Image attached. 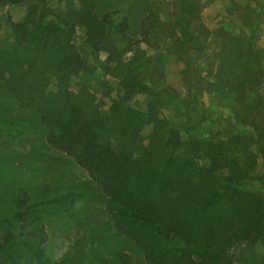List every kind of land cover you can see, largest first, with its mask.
Masks as SVG:
<instances>
[{
    "label": "trees",
    "instance_id": "trees-1",
    "mask_svg": "<svg viewBox=\"0 0 264 264\" xmlns=\"http://www.w3.org/2000/svg\"><path fill=\"white\" fill-rule=\"evenodd\" d=\"M21 3L29 6L27 13L10 23L11 47L23 52L13 58L12 48L0 42V72L13 75L4 79L18 100L38 101L48 143L73 157L101 187L116 226L129 235L147 236L143 240L148 242V264H264V251L256 250L257 244L264 249V198L243 188L245 181L260 176L252 175L235 155L259 140L239 131L202 137L160 117L154 101L145 111L132 107L136 93L149 91L132 73L137 58L125 64L123 91L102 112L90 91H76L71 85L70 74L90 68L73 35L77 27L84 28L85 41L97 55L106 48L101 40L110 26L120 37L127 36L126 17L115 20L109 13H95V0H79L78 7L64 11H55L47 0H0ZM179 5L182 16L175 26L182 29L180 41L200 51V40L188 29L197 16L196 2L179 0ZM184 16L189 21H182ZM155 23L151 13L142 23L144 31L150 34ZM244 56L225 52L219 57L228 90L238 89L241 99L257 71ZM249 111L253 113L252 106ZM250 112L243 122L263 129ZM146 126L150 129L145 134ZM52 189L42 187L44 193ZM80 195L69 190L32 200L25 189H16L14 211L0 216V251L7 264H17L18 248L44 260L47 232L42 211L55 207L71 214Z\"/></svg>",
    "mask_w": 264,
    "mask_h": 264
},
{
    "label": "rangeland",
    "instance_id": "rangeland-1",
    "mask_svg": "<svg viewBox=\"0 0 264 264\" xmlns=\"http://www.w3.org/2000/svg\"><path fill=\"white\" fill-rule=\"evenodd\" d=\"M95 1V13H109L115 20L126 17L127 36L120 37L110 26L101 40L106 48L94 55L85 41L84 28L77 27L73 41L90 68L70 74L73 89L86 88L105 112L123 91L125 64L137 58L139 63L132 73L149 91L136 93L131 106L145 111L154 101L160 117L202 137H225L231 131L256 137L259 143L251 141L235 155L247 163L252 175L260 176L245 181L243 188L264 198V128L255 129L243 122L249 119L252 106L250 113L256 115L255 122L264 125V0H192L198 12L188 29L200 40V51L180 41L182 29L175 26L182 16L179 0ZM78 2L47 0L46 4L55 11H64L78 7ZM28 8L26 3L0 4V42L12 48V57L23 50L11 47L14 28L10 21L21 20ZM151 13L156 23L147 34L142 23ZM186 20L188 16L182 18ZM225 52L243 53L242 59L247 58L253 70L257 69L242 99L238 89L228 90L221 73L219 57ZM4 73L0 72V216L14 211L18 188L25 189L32 200L69 190L81 193L71 205V214L55 207L44 208L45 258L39 261L18 248L17 264H148V242L143 240L147 236L129 235L116 226L101 187L73 157L48 143L38 101L18 100L4 79L13 75ZM201 112H206V117ZM149 129L146 126L144 133ZM44 185L53 189L44 193ZM3 231L0 223V244ZM256 250L264 251L260 244ZM119 254L125 257L121 259ZM0 264H7L1 251Z\"/></svg>",
    "mask_w": 264,
    "mask_h": 264
}]
</instances>
